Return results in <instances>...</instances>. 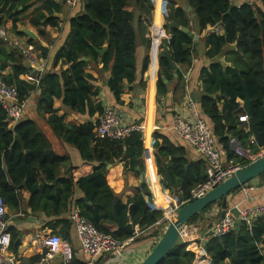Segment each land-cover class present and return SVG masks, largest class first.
Segmentation results:
<instances>
[{
    "label": "trees",
    "instance_id": "1",
    "mask_svg": "<svg viewBox=\"0 0 264 264\" xmlns=\"http://www.w3.org/2000/svg\"><path fill=\"white\" fill-rule=\"evenodd\" d=\"M186 1L192 7L201 31L217 26L224 29L222 35L212 32L205 37V56L211 63L202 70L201 80L204 91L216 98L205 97L202 101L203 110L213 125L214 136L226 149L228 161H238V156L230 148L232 137L243 142L242 145L239 143L244 149L249 146L248 125L238 124L237 121V117L245 115L237 103L238 99L245 100L244 86L251 100L249 120H255L264 141V9L257 2L248 4L244 0ZM43 2V8L35 10L31 25L44 29L58 27L60 19L56 14L61 11V5L52 0ZM259 2L264 4V1ZM153 3L159 11L161 2L158 0H84L83 13L70 19L67 40L56 48L52 59V68H56L60 62L70 66L61 71H48L46 68L39 82L34 84L21 79V76L29 74L22 53H8L5 49L8 44L0 38V73L8 68L11 71L7 76L0 75V81L16 87L21 103H25L33 93H39L38 112L55 134L74 145L83 160L98 164L91 175L77 183L71 177L60 178L63 158L54 153L36 122L23 119L12 128L0 104V196L10 208L20 206L11 182L17 186L25 182L32 194L28 206L33 210L49 206L57 210L61 206L66 208L67 200L77 187L84 195L76 202L78 213L99 232L111 235L118 241L128 240L133 235L115 227L116 216L123 224L131 220L142 231H148L158 222L167 223L164 211L149 205L139 190L127 204L118 202L114 207L117 195L107 183V163L123 162L126 173L140 175L144 171L143 132L135 131L119 140L101 137L96 132L99 121L81 123L71 120L66 123L65 116H59L54 108V101L59 99L68 110L78 114L88 112L90 117L96 113L100 116L104 114L106 109L103 105L93 103V98L99 95L98 91L93 90L95 78L85 72L90 64L100 62L96 49L103 48L107 51L102 59V71L111 72L107 86L116 103L123 105L121 96L125 82L132 84L138 78V39L150 46L147 33ZM29 4V0H0V26L12 20L14 32L23 35L18 31L17 24L20 16L30 8ZM20 7L23 9L15 12ZM168 8L170 12L164 10L168 22L177 19L181 27L189 28L188 13L182 7L175 8V4L170 3ZM159 19L158 12L157 22ZM40 34L45 35V30ZM229 46L233 49L227 52L225 48ZM163 47L169 49L177 67V77L162 53L158 80L160 101L168 94V84L163 82L162 76L169 84L176 82L175 91L184 89L183 74L191 66L196 50L193 40L180 30L171 31V37L164 41ZM45 57L48 59L47 55ZM82 57L90 58V61H80ZM222 57H229L227 62L230 66L217 61ZM142 62V71H145L149 57L146 55ZM222 100V109H219L218 103ZM15 136L21 138L25 148L15 141ZM154 148L159 174L163 177L168 174L171 188L180 189L184 202L191 201L192 191L207 179V163L200 161L189 164L185 149L175 147L167 140H163V143L157 141ZM258 179L264 182V175ZM143 191L150 196L145 185ZM217 205L221 206V203ZM198 222L197 215L189 224ZM237 231L238 226L235 225L224 236H209L204 246L212 264H264V217L256 218L251 227L241 222ZM8 232L11 235L10 246L16 250L20 245L19 235L13 229ZM195 260V254L188 251L187 244L180 240L160 264H194Z\"/></svg>",
    "mask_w": 264,
    "mask_h": 264
},
{
    "label": "crops",
    "instance_id": "2",
    "mask_svg": "<svg viewBox=\"0 0 264 264\" xmlns=\"http://www.w3.org/2000/svg\"><path fill=\"white\" fill-rule=\"evenodd\" d=\"M43 1L45 0H29L30 8L20 16L21 20L17 24L18 31L22 32L23 35H17L14 32L12 20L6 22L5 27L8 30L11 41V44H8L10 46L9 53H11V51H19L14 46V43L18 42L25 48H34L39 59L46 62L45 70L46 68L48 71L66 70L70 65L64 62H60L56 68H52V59L56 48L61 47L67 40L70 19L83 13L84 0H81L75 7L67 5L63 0H52L61 5V11L56 14L60 19V24L58 27H47L45 29L43 27H36L30 23L35 10L43 8ZM158 2H161L160 10L158 11L157 6L153 3L154 9L151 15V23L148 26L147 38L150 40V46L148 47L141 39H138V78L136 82L132 84L125 82L123 94L121 96L123 105H118L116 103L107 86L111 72L109 70L102 71V62H98L97 65L94 63L90 64L89 67L85 69V72L95 78L93 90L99 92V95L93 98L94 105L101 103L105 109L111 108L116 110L125 124L144 125V154L142 157L144 171L140 175L133 172L126 173L123 162L116 161L114 164L107 163V183L122 204H127L139 190L143 193L149 205L155 208L160 206L162 208L161 210H163L168 205H175L176 203L179 206V204L184 201L181 199V191H177L179 188L172 189V185L170 186L165 181V176L163 177L159 174L154 145L157 141L163 143V140H167L171 142L173 146L185 149L186 159L189 164L205 161L195 148L178 138L173 130V125L174 119L178 115L183 118L191 119L188 104L192 101L196 104L201 115L207 120L209 125L213 127L203 110L202 101L205 97H210L211 99L216 98L215 95H209L204 91L201 80L202 70L207 68L211 63L205 56V37L212 32L222 35L224 29L222 26H217L215 28L207 27L206 30L201 31L193 10L192 12H188L185 9L187 5L186 0H158ZM170 3H174L175 8L182 7L188 13V18L190 20L189 30L198 39V44L195 45L196 50L193 54L191 66L183 74L184 89L179 88V90L175 91L176 82L174 84H169L168 82V94L160 101L158 97V80L160 77L159 59L160 55L163 53L164 41L169 40L171 37V31L165 27L168 21L164 14V10L170 12L168 8ZM257 3L264 9L263 3ZM18 11L21 10L18 9L17 12ZM158 12L160 16L159 22H157ZM27 29L31 30L37 36L36 40L31 39L25 34V30ZM42 30H45V35L43 36L40 34ZM38 44L45 46L48 49V53L45 54L40 51ZM231 49H233V47L229 46L225 48L227 52ZM44 55H47L48 59ZM146 55L149 57V63L147 69L142 71V61ZM88 59L90 61V58ZM228 59L229 57H222L217 61L227 67L230 66V63L227 62ZM10 72V68H8L4 72H1L0 75L7 76ZM44 72H42V76ZM21 79L31 84L39 82V80L33 79L30 73L21 76ZM38 95L39 93H33L32 96L25 101L23 119L35 121L39 130L46 136L52 145L54 153L63 158V162L59 169V177H71L73 181L77 183L80 179L91 175L98 164L88 163L83 160L80 152L74 145L65 142L55 134L52 127L38 112ZM237 103L243 109L244 100L238 99ZM222 105L223 100L218 103V108L222 109ZM54 108L58 110L57 114L59 116H65L66 123H69L71 120H77L81 123H85L89 120L97 122L101 118L98 113L90 117L88 112L78 114L74 111H70L63 105L62 100L59 99L54 101ZM245 115H247L246 112ZM241 116L244 115L237 117L238 124H243L239 121ZM246 133L249 134L247 140V143H249V140L253 137L249 132V127ZM217 142L219 143L218 139ZM239 142L242 145L243 142ZM254 147H256V150L259 148L258 146ZM254 147L252 146V149ZM248 148H251L250 144ZM233 161L238 163L241 162L239 159L238 161ZM23 184L25 185L22 186ZM144 185L147 187L150 196L144 193ZM17 187L18 188H13L16 189L20 206L17 209H12L6 204L7 215L5 220L8 230L13 229L18 233L20 245L16 250L9 246L2 256L8 261H11L12 264H38L40 258L47 251V248L43 245L45 239L51 235H58L71 244L73 259L69 264H85L86 256L81 248L77 229L71 219L74 213H78L76 202L84 197L83 193L77 187H74L71 198L67 200L66 208L61 206V208L57 210L55 207L49 206L47 208L40 207L33 210L28 206L32 194L26 187V183L24 182ZM62 194L64 195V192ZM160 197L162 198L159 199ZM263 200L264 182L256 179L231 195L230 206L228 208L233 210L234 207L239 206L242 209H248L261 204ZM160 201H168V205L164 206ZM220 212L221 206L217 204L212 206L210 210L205 212L204 216L206 219L203 220L201 224H198V228H190L187 234L189 238L192 239V242L189 244L191 252L194 253L196 251L195 249L204 246L211 235L209 232L215 227L219 220ZM165 213L164 211V216ZM233 213L237 225V221L239 220L237 211L234 210ZM128 222L132 223L131 220H128ZM194 225L196 224L192 226ZM115 227L119 228L117 221ZM133 227L135 229V233L132 237L134 241L126 247L121 254L107 253L102 256L96 264H140L158 242L161 233L166 228V223L158 222L148 231H142L138 225H133ZM46 264H64V262L60 255H56L48 260ZM194 264H212V261L208 256L204 259H196Z\"/></svg>",
    "mask_w": 264,
    "mask_h": 264
},
{
    "label": "built area",
    "instance_id": "3",
    "mask_svg": "<svg viewBox=\"0 0 264 264\" xmlns=\"http://www.w3.org/2000/svg\"><path fill=\"white\" fill-rule=\"evenodd\" d=\"M67 5L75 7L81 0H63ZM248 4H254L264 0H244ZM0 38L7 44H11L8 30L5 26H0ZM24 56L25 61H29L32 65L44 72L46 62L40 60L34 48L23 47L20 43H14ZM0 104L7 113V118L10 127L14 128L24 118L25 103L19 100V94L14 86H8L0 81ZM191 119L183 118L178 115L174 119L173 130L180 140L195 148L207 163V179L204 183L198 185L192 191V199L203 197L216 186L227 180L235 173L240 171L250 163L264 156V150L253 153L250 148L244 149L240 143L232 138L230 148L236 156H239L242 162H234L227 160V152L224 145L219 144L214 136L212 127L207 120L201 115L198 107L194 102L188 104ZM239 121L249 123L247 115L241 116ZM144 125L140 124H125L120 114L114 109H106L104 114L99 119V124L96 132L101 137H110L112 139H124L132 132H143ZM250 146H258L254 137L249 140ZM246 187V186H245ZM244 188V187H243ZM180 192V189L177 190ZM186 202H181L175 205H168L165 213V221L172 218L173 214ZM237 211V216L240 222H244L248 227H251L258 217H264V200L261 204L248 209H242L239 206L233 210L228 208L224 217L215 225V231L211 235L221 237L232 231L236 225L233 211ZM7 206L0 196V264H12L2 256L4 251L11 244V235L8 232L6 223ZM80 240L81 248L86 256L85 264H96L98 260L107 253L121 254L128 247L134 238L125 241H118L111 235L99 232L92 223L84 218L79 213H74L71 217ZM191 228L194 226L191 225ZM196 229V228H195ZM189 230L183 232L182 241L187 244V250H190L189 244L192 239L187 234ZM43 245L47 248L46 253L40 258L38 264H46L48 260L56 255H60L64 264L71 263L73 259V250L69 241L64 240L58 235H51L46 238ZM194 252L196 259L207 258L205 247L200 246Z\"/></svg>",
    "mask_w": 264,
    "mask_h": 264
},
{
    "label": "water",
    "instance_id": "4",
    "mask_svg": "<svg viewBox=\"0 0 264 264\" xmlns=\"http://www.w3.org/2000/svg\"><path fill=\"white\" fill-rule=\"evenodd\" d=\"M186 11L192 12V7L190 4H187L185 7ZM19 10H22L20 7ZM17 12V11H15ZM165 27L169 31L173 30H180L182 33L188 35L190 39L193 40L195 45L198 44V39L195 37V35L189 30L187 27H181L180 23L177 19H174L172 22L166 23ZM25 34L30 37L33 40L37 39V36L31 31V30H25ZM38 48L43 53H48V49L43 46L42 44H38ZM6 51L10 52V46H5ZM97 53L100 56V62H102L103 56L105 55L107 49H96ZM163 53L165 55V58L167 59L169 63V67L172 71H174V76L177 77L176 73V65L174 64L171 54L169 53V49L167 47H163ZM80 61L88 62L89 59L86 57H82ZM25 68L30 73L31 77L36 80H40L42 76V71L37 69L34 65H32L29 61L24 62ZM162 80L164 83H168V80L165 76H162ZM244 92H245V100L243 104V109L246 112L247 116H251V100L249 97V92L246 86H244ZM249 132L253 135L254 139L256 140V143L259 148L264 150V141L262 139V136L260 134V131L258 129V126L254 119H250L248 123ZM15 141L18 142L23 148H25L24 143L22 142L21 138L19 136H15ZM264 175V156L260 159L250 163L249 165L242 168L240 171L235 173L233 176L228 178L227 180L223 181L221 184L216 186L214 189L209 191L206 195L203 197L197 198L195 200H191L184 205H182L170 218L166 223V228L161 233L158 242L155 244L154 248L151 250V252L147 255V257L140 263V264H160L162 260L168 255V253L175 248L179 241L183 237V232L190 230L191 225L189 224L191 219L195 216H199V222L194 225V228H198V224H201L203 220L206 219L204 216L205 211L210 207L211 205L221 203V212L219 216V221H221L224 217V214L228 207L230 206V197L231 195L242 189L243 187L247 186L254 180L258 179L260 176ZM165 181L171 186L172 183L170 182L169 175H165ZM12 186L15 188H18L16 185H14L11 182ZM23 184L22 186H24ZM119 202V199L116 198L114 202V207ZM91 204V203H90ZM158 209H162L160 206L157 207ZM166 211V209H163ZM117 224L119 225V228L128 232L131 235H134L135 229L132 225V223L128 222L127 224H123L118 217L116 216ZM217 222V223H218ZM241 225L240 220L237 221L238 231L239 227ZM214 227L209 233H213L215 231ZM204 247V246H203Z\"/></svg>",
    "mask_w": 264,
    "mask_h": 264
},
{
    "label": "rangeland",
    "instance_id": "5",
    "mask_svg": "<svg viewBox=\"0 0 264 264\" xmlns=\"http://www.w3.org/2000/svg\"><path fill=\"white\" fill-rule=\"evenodd\" d=\"M253 147H254V146H253ZM250 149L252 150L253 153H258V152H260V151L263 150V149H261V148H258V149L256 150V147H254V148L252 149V146H251ZM238 159L241 160L239 156H238Z\"/></svg>",
    "mask_w": 264,
    "mask_h": 264
},
{
    "label": "bare ground",
    "instance_id": "6",
    "mask_svg": "<svg viewBox=\"0 0 264 264\" xmlns=\"http://www.w3.org/2000/svg\"><path fill=\"white\" fill-rule=\"evenodd\" d=\"M159 1H161V0H159ZM160 202H161V204L164 205V206H165V205H168V201H160Z\"/></svg>",
    "mask_w": 264,
    "mask_h": 264
}]
</instances>
